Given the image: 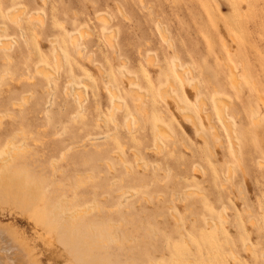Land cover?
Wrapping results in <instances>:
<instances>
[{
    "label": "rangeland",
    "instance_id": "rangeland-1",
    "mask_svg": "<svg viewBox=\"0 0 264 264\" xmlns=\"http://www.w3.org/2000/svg\"><path fill=\"white\" fill-rule=\"evenodd\" d=\"M14 10L20 23L7 19ZM0 25V223L22 233L41 264H264V0H0ZM105 31L153 83L170 41L180 63L222 82L228 47L241 63L239 91L228 79L222 89L240 110V158L175 114L168 157L140 152L139 166L128 145L124 159L109 152L108 140L129 132L123 121L101 123L111 101L99 64L123 108L131 100ZM72 84L84 88L81 102Z\"/></svg>",
    "mask_w": 264,
    "mask_h": 264
},
{
    "label": "bare ground",
    "instance_id": "bare-ground-1",
    "mask_svg": "<svg viewBox=\"0 0 264 264\" xmlns=\"http://www.w3.org/2000/svg\"><path fill=\"white\" fill-rule=\"evenodd\" d=\"M19 12L22 11L14 10L8 12L7 19L20 23ZM102 18L105 20L106 25L109 24L108 20L110 19L108 17L102 16ZM159 27L161 28V24ZM161 29L162 35L165 36V30ZM112 31H105V36L111 46H114V51L122 58L123 56L120 55L121 49L115 44V40L113 41L115 37ZM3 32L4 27L0 25V33ZM73 39H75L73 40L75 41L73 44H76L75 46L78 47V50H82L80 44H78L79 37L73 36ZM165 39L167 40V36ZM163 41L165 42V40ZM3 44L6 43L4 42ZM53 45L56 47L55 43ZM167 45L164 56L161 58L163 77L157 83H153L145 75H143L144 78H139L137 72L127 66V60L123 57L124 62L119 70L122 72V81L125 82L127 87L125 88V94L131 100L130 104L124 108L118 83L114 81L113 76L105 72L100 64L98 65L100 74L104 76V87L111 101L109 119L102 118L101 123L105 127H109V124L118 127L121 121H123L127 125L129 132V135H126L128 136V141L117 140L116 137L108 140L107 148L109 152H117L121 155V159H124L121 150L128 145L129 148L135 151L137 159L140 152H154L151 155L158 158L168 157L172 148H176L178 145V139L174 138L170 127L171 119L169 118L170 114H175L179 120L181 118L189 123L197 136L213 144L215 143L216 146L222 145L227 149V152L233 153L236 158H240L239 148L244 136L243 132L238 130L234 120L235 116L239 115L240 110L237 104H231V100L223 95L222 90L225 88L224 85H227L224 83V80L228 79L231 88L234 91H239L240 77L237 69L239 64H241L240 61L232 60L233 52L228 47H225L227 53L224 52L225 58L222 65L225 79L222 82L210 73L196 71L188 64L180 63L178 61L180 50L177 45L171 41ZM145 57L150 63H158L155 56L151 53H148ZM62 59V53L57 50L56 60L61 63ZM42 71L48 73L45 67H42ZM201 81L204 82V86L201 84ZM80 83L82 84L83 82L81 81ZM86 83L85 81L82 85ZM144 84L149 87V92L145 90ZM90 86L93 93H96V87L93 83ZM68 90L72 91L77 102L83 100L82 97L85 96V94L83 95V87L78 88L72 84ZM96 105L97 107L100 106L99 100H96ZM161 105H164L167 110L160 108ZM172 107L174 108L173 111ZM137 113H140V115H137ZM134 117H140L141 119L137 120L138 123L141 122V125L137 129L132 128V119ZM139 129L140 132H138ZM148 136L150 138H147ZM94 139L95 137L92 140ZM150 139L152 141L151 144L148 143ZM164 140H166V143H164ZM169 147L170 149L168 150ZM209 147L212 149L211 145ZM137 164L141 166L142 160L138 159ZM125 167H129L127 163ZM195 170H199L198 167ZM41 207L39 206L38 208L40 212ZM221 215L224 216V212H221ZM251 218L253 220V217ZM21 235L15 230L8 231V228L0 223V264H41L34 253V246L28 243L27 238L22 233ZM41 237L46 243H51L47 235H42ZM72 262L73 264H79L75 260H72Z\"/></svg>",
    "mask_w": 264,
    "mask_h": 264
}]
</instances>
